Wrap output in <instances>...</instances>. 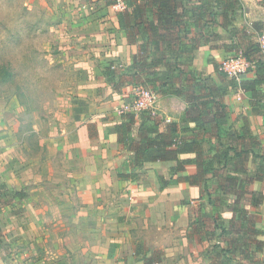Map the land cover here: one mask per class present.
<instances>
[{
	"label": "rangeland",
	"instance_id": "obj_1",
	"mask_svg": "<svg viewBox=\"0 0 264 264\" xmlns=\"http://www.w3.org/2000/svg\"><path fill=\"white\" fill-rule=\"evenodd\" d=\"M152 13L150 6H143V0H0V183H5L4 176L7 175L12 187L8 188L15 191L18 184L20 191L26 190L24 193L40 184L42 187L35 190L33 196L39 195L38 198L44 201L42 204H46L45 194L42 193L49 190V186L43 183L46 182V174L40 172V164L45 162V136L51 128L56 130L52 119L61 122L65 116L64 122H67L69 115L74 117L73 111L77 108L74 105L78 101L83 103L78 108L80 114H99L104 119L109 117L106 113H113L111 117L126 113L138 117L151 115L164 125L176 123L180 136L189 139L190 129L195 126L186 118L187 102L174 94L175 86L146 82L128 69L132 56L141 55L140 50L147 46L142 45L143 32L147 21L153 17ZM238 14L236 20L242 21L243 17H238ZM108 21H117L118 26L114 30L109 25L105 27L103 24ZM236 25L232 22V27ZM240 26L246 28L245 22ZM211 29L221 33L219 42L212 44L213 49L225 53L217 63L237 56L239 38L232 37L218 24H213ZM131 44L134 45V52L131 54L130 51L129 64L127 54L123 59L107 56L113 45ZM178 58L183 76L182 81H177L175 85L191 86L199 92L196 82L204 83L209 76L218 81L212 67L215 60L207 71L195 65L194 57L191 59L187 53ZM111 66L115 71L114 86L105 74ZM161 68L162 65H158L155 69ZM140 87L152 92L154 104L151 109L134 108ZM226 117L229 131H236L237 116H232L227 110ZM204 118L209 122V113L204 114ZM207 126L204 149L210 147L209 150H213L216 147L219 150L220 142L214 136L213 125ZM223 136L224 132H220V140L227 143ZM260 161L263 162L260 173L264 175V157ZM14 166L24 168L19 177L11 172ZM248 166H252L251 163ZM212 167L220 166L215 162ZM38 172L41 175L39 180L30 176ZM211 174L200 187L199 198L193 199L196 200L194 204H189L194 214L189 219L188 232L176 219L179 217L174 215L176 211L173 207L167 210L172 214L162 227L151 223L149 217L142 215L143 212L136 211L128 218L132 225L120 219L126 218L125 215L119 216L118 222L126 227L121 226L118 230L128 231L136 243L139 251L136 260L144 254H152L159 255L157 264H264V215L260 212L262 202H251L248 191L252 189V184H243L239 199L231 193H220L221 189L217 187L220 178H228L232 174L222 171L219 179L211 177ZM226 183V186L229 185ZM263 184L260 185L261 191ZM210 193L220 194V198L215 199ZM26 196L28 194L15 198L10 204H0L3 237L0 264H72L71 248L78 239L73 233L67 235L72 225L69 219L46 217L31 210L30 205L34 204ZM193 218L201 225L200 236L193 234V225L190 226ZM115 227L118 226L111 229ZM183 239L192 246L180 251L179 241ZM231 241L234 245L236 242L235 252ZM66 244L69 248L64 251ZM243 249H246L245 253ZM129 252V249L123 250L122 257L127 259ZM110 257L103 256L98 261L115 264L117 260L108 261ZM85 260L84 264L93 263L92 258Z\"/></svg>",
	"mask_w": 264,
	"mask_h": 264
},
{
	"label": "crops",
	"instance_id": "obj_2",
	"mask_svg": "<svg viewBox=\"0 0 264 264\" xmlns=\"http://www.w3.org/2000/svg\"><path fill=\"white\" fill-rule=\"evenodd\" d=\"M259 1L240 0L242 7L237 13H239L238 17H243V20L237 21L235 18L233 24H237L236 27H239L245 22L247 29H244L248 32L251 22H264V5H260ZM219 20L221 21V19ZM103 25L114 27V30L118 23L117 21H108ZM219 27L221 26L219 25ZM261 35L264 36V30ZM214 42L218 43L219 41L201 44L194 50L195 52L193 51L195 65L210 71L211 63L214 60H219L225 54L213 49ZM133 46L132 44L117 47L113 45L107 51L109 53H106L109 57L118 56L122 59L127 54V64H129L130 51L131 54L134 52ZM251 75V72H247L243 76L250 77ZM262 89L264 91V86ZM230 91L225 96L227 110L232 113V116H237L235 118H237L238 128L247 124L251 133L260 143L258 148H254V152L264 155V113L261 111V107L250 102V92L232 91V89ZM238 95H240V99H237ZM82 105V101H78L74 105L77 107L73 111L74 117L69 115L66 123L64 122L65 116L62 117L61 122L52 119L51 123L56 124V130L51 128L45 136V162L40 164V172L46 174V182L43 183L46 184V187L49 186V190L42 193L45 194L46 204H42L44 201L38 198L39 195L33 196L36 194L35 190L42 187L38 184L32 186L31 191L25 193L28 194L27 200L35 205H33L34 207L30 205V209L43 213L46 217L69 219L72 225L69 226V230L67 229V235L73 233L74 237L78 239L73 244L74 247L71 248L73 252L70 257L73 259L72 264H84L86 258L88 260L92 258V264H101L98 260L103 256L110 257V255L112 257L108 261L117 260L115 264H144L143 257L151 254H144L141 259L136 260V254H139L136 243L128 231L118 230L121 226H123L122 228L126 227L118 222L119 216L125 215L126 218L121 217L120 219H125L132 225L131 219L128 218L136 211L141 214L143 212L142 215L149 217L151 223L162 227L167 223V217L170 218L169 215L172 214L167 213V210L173 207L176 211L174 215L179 217L176 219H179V223L185 227V232H188L189 219L194 214V211L189 208V204H194L196 200L193 199L199 198L200 187L183 181V176L194 173L195 167L189 164L185 171L177 173L170 172V168L175 164L174 161L145 162L141 167H135L131 164L132 152L123 143L118 142L115 124L120 122L121 116L111 117L113 113H106V116L109 117L104 119L99 114L83 115L78 112V108ZM240 114L242 115L238 117ZM135 116L138 125L141 120L137 115ZM57 127L61 128L57 129ZM163 128L162 125L161 129ZM177 131L180 132L178 127ZM185 156L191 155L185 154L180 157ZM258 161L261 162L260 159L256 162L252 158L249 159L247 165L251 163L252 166H248L251 172L257 169ZM23 170L22 166L19 169L16 166L11 168V172H14L16 177H19ZM33 171H36L35 168ZM40 172L30 176H35L39 180ZM1 173L3 174V172ZM262 177L261 180L252 183L251 190L260 191L264 195V188L261 191L260 186L262 182L264 183V175ZM4 179L5 184L10 188L11 183L7 175L4 176ZM16 186L15 191L20 190L19 185ZM23 191L26 192L25 189ZM184 199L188 201H183ZM260 212L264 215V199ZM89 219L92 220L89 221ZM196 223V218H193L190 226L193 225L194 236H200L201 232L195 231ZM112 226L118 227L111 229ZM124 233L128 235H124ZM87 235L88 240L85 238ZM186 241V239L179 241L180 251L192 246V243H186ZM67 247L69 248L68 244L63 250L65 251ZM126 249L130 250L127 259L126 256L122 257V251H126ZM159 261L160 258L153 264H157Z\"/></svg>",
	"mask_w": 264,
	"mask_h": 264
},
{
	"label": "trees",
	"instance_id": "obj_3",
	"mask_svg": "<svg viewBox=\"0 0 264 264\" xmlns=\"http://www.w3.org/2000/svg\"><path fill=\"white\" fill-rule=\"evenodd\" d=\"M259 4L264 5V0H260ZM147 5L153 12V17L147 21L143 32L142 45L147 46L140 50L141 55L137 53L132 56L128 69L134 75L143 77L146 82H158L159 86H175L174 94L187 102L184 113L195 127H191V136L186 139L180 136L178 125L174 122L164 125L151 115H139L141 123L137 125L135 114L126 113L121 115L120 122L115 124L118 142L123 143L132 152L131 164L135 167H141L145 162L174 161L170 172L177 173L185 171L187 165H193L195 172L183 176V181L191 185L202 187L210 172L211 177L218 179L222 171L225 174L230 173L231 177L220 178L217 187L221 189L220 193H231L241 199L244 183L252 184L263 178L260 173L263 162L258 161L257 169L251 172L247 165L249 159L252 158L256 162L258 159L262 160L264 155L254 152V148H258L260 143L246 123L236 131H229L225 96L229 89L250 92V102L261 107L264 113V53L257 42V36L264 30V22H251L248 32L244 27H232L237 11L242 7L240 0H143V6ZM213 24H219L229 35L239 38L237 50L253 64L246 70V73L251 72L252 75L243 76L246 74L244 73L237 78H230L219 70L220 62L214 61L213 70L217 75V82L210 76L204 83L196 82L199 92L191 86L187 88L175 85L177 81H182L183 76L178 56L187 53L193 59V51L201 44L221 39L220 34L211 29ZM158 65H162L159 70L155 69ZM114 73L111 67L105 71L113 86ZM207 113L210 115L209 122L204 120V114ZM208 124L213 125L214 136H217L220 142L219 150L214 145L212 146L216 150H209L210 147L204 149L203 142L208 133ZM220 132H224L223 138L227 143L220 140ZM185 154L191 156L180 157ZM215 162H218L220 167L213 168ZM248 193L254 204H259L264 199L260 191L250 190ZM219 195L210 193L215 199H219ZM24 196L23 191H12L5 183H0V204H10L15 198ZM200 227L201 225L196 223L195 231L201 232ZM2 242L0 229V245ZM231 245L235 252L236 242L234 245V241H231ZM245 251L246 249H243L242 252ZM159 258V255L152 254L144 256L143 263L153 264Z\"/></svg>",
	"mask_w": 264,
	"mask_h": 264
},
{
	"label": "built area",
	"instance_id": "obj_4",
	"mask_svg": "<svg viewBox=\"0 0 264 264\" xmlns=\"http://www.w3.org/2000/svg\"><path fill=\"white\" fill-rule=\"evenodd\" d=\"M122 4V3H120ZM257 42L260 49L264 53V36L258 35ZM249 66H253L241 53H238L235 57L224 58L219 63V70L224 72L228 77L234 78L246 73ZM242 91L241 89H238ZM240 99V95L237 96ZM154 104V96L151 91L146 88L140 87L137 90L136 98L134 100V108L137 110L151 109Z\"/></svg>",
	"mask_w": 264,
	"mask_h": 264
}]
</instances>
